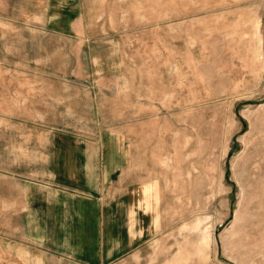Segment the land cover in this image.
Instances as JSON below:
<instances>
[{
    "label": "rangeland",
    "instance_id": "rangeland-1",
    "mask_svg": "<svg viewBox=\"0 0 264 264\" xmlns=\"http://www.w3.org/2000/svg\"><path fill=\"white\" fill-rule=\"evenodd\" d=\"M0 264H264V0H0Z\"/></svg>",
    "mask_w": 264,
    "mask_h": 264
}]
</instances>
